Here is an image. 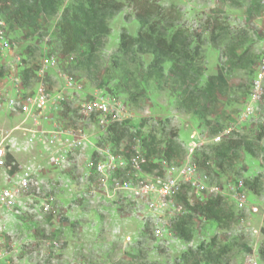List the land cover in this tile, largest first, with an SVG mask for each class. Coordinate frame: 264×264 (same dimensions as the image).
Listing matches in <instances>:
<instances>
[{"label": "rangeland", "instance_id": "obj_1", "mask_svg": "<svg viewBox=\"0 0 264 264\" xmlns=\"http://www.w3.org/2000/svg\"><path fill=\"white\" fill-rule=\"evenodd\" d=\"M69 1L61 4L58 15L43 16L36 27H10L0 14L7 25L5 40L0 41V84L13 67L22 71L27 66L36 67L46 53L56 55L60 67L46 80L56 98L52 108L27 116L0 103V139L7 137L5 144L10 140L15 144L11 159L15 166L10 173L0 168V190L18 186L22 177L32 180L16 204L0 203V239L13 243L22 264H264V254L260 253L264 242V137L256 138L264 120V99L254 114L241 118L264 50V0H152L180 12L179 23L202 39L199 86L210 75H218L226 85L217 106L207 114L209 123L204 120L202 106L192 111L178 107L179 91L168 73L169 63L163 77L151 78L149 56L139 59L119 51L122 33L134 36L140 28L134 0H117L124 7L108 19L110 33L95 54L82 46L62 56L54 30ZM213 17L230 26L228 39L212 41L207 20ZM233 49L240 58L232 57ZM64 72L72 74L82 89H66L60 75ZM5 85L13 89L11 83ZM92 99L106 100L117 110L111 107L107 114H88L84 104ZM112 122L126 126L133 134L124 139L120 150H132L136 145L148 150L147 142L155 135L153 160L165 159L172 139L178 145L173 156L179 159L186 157L188 146L198 144L199 180L218 189L210 197L222 196L228 220L221 224L192 209L206 201L197 199L207 192L204 188L198 197L193 193L183 215L159 217L131 196L106 194L92 184L87 164L97 156L98 147H113L109 137ZM56 128H71L87 137L82 149L65 150L61 166L49 162L47 134H37L30 143L23 134L28 129ZM220 134L222 140L244 137L257 154L238 150L223 159L214 152L212 141ZM257 177L262 186L258 194L247 185V180ZM235 180L244 181L248 205L257 206V212L249 207L240 209L230 199L229 184ZM45 202L49 210L44 209ZM180 219L188 220L192 232L189 241L175 230ZM198 251L212 253L207 256L209 262L205 256H196Z\"/></svg>", "mask_w": 264, "mask_h": 264}, {"label": "trees", "instance_id": "obj_2", "mask_svg": "<svg viewBox=\"0 0 264 264\" xmlns=\"http://www.w3.org/2000/svg\"><path fill=\"white\" fill-rule=\"evenodd\" d=\"M64 1L0 0V14L6 17L7 24L10 27H36L43 16L53 17L58 15L61 4ZM123 7L124 4L117 0L69 1L61 12L54 30L60 39L62 56L71 55L82 46H85L91 55L95 54L105 43V39L110 33V27L107 23L108 19L123 9ZM134 11L140 23V28L134 36L127 32L122 33L119 51L124 56H133L139 59L143 58V56H149L151 60L147 69L151 78L163 77L165 65L169 63L168 73L173 85L179 91L178 107L192 111L202 106V112L206 110L203 115L204 120L209 123L207 114L211 113L217 106L219 96L224 92L226 85L218 75H210L206 83L203 86H199L203 73V42L200 36L195 37L179 23L182 19L180 12H176L173 8L167 9L157 2H152V0H134ZM207 22L209 27H211L213 42L220 39H228L230 34V26L228 24L217 17L208 18ZM236 49L231 51V55L233 58H240L241 56L236 54ZM262 56L263 52L259 55V62ZM33 68L27 66L23 70L26 86L31 85L32 81H34L32 80L35 73ZM255 70L257 71V68ZM258 130L256 138L261 140L264 137V120L261 121ZM109 131L110 142L117 151L120 150V144L124 139L133 135L130 134L129 128L120 125L118 122H112L109 126ZM243 138L242 136L224 138L217 144L215 143L214 152L223 159L228 158L230 153H235L238 150H244L256 155L257 152L254 146ZM155 139L156 136L153 135L152 140L147 142L149 148L146 150V156L149 159L154 156L152 153L156 152V148L153 146ZM176 147H178L176 142L173 139L170 140L165 154V159L168 162L180 160L173 156ZM123 151L127 155L132 152L131 149H123ZM195 158L197 159V154H195ZM154 160L151 159L148 169L152 170L158 167ZM198 163L200 164V161ZM247 185L257 194L262 191L258 177L253 181L247 180ZM222 199V196L216 195L209 197L205 202L191 207L202 213L207 219L222 224L228 220ZM175 230L185 240L189 241L192 239L188 220L180 219L175 225ZM222 252L220 251L217 257H220L219 255ZM260 253L264 254V242L260 248ZM208 254L213 255L210 252L198 251L196 256H205V259L209 262V258L207 259ZM183 259H186V254Z\"/></svg>", "mask_w": 264, "mask_h": 264}, {"label": "built area", "instance_id": "obj_3", "mask_svg": "<svg viewBox=\"0 0 264 264\" xmlns=\"http://www.w3.org/2000/svg\"><path fill=\"white\" fill-rule=\"evenodd\" d=\"M7 25L0 19V41L5 40ZM59 59L56 55L48 54L41 56L34 67V78L37 84L26 86L25 75L17 67L6 75L4 83L0 84V103L6 104L10 109L26 113L27 116L36 111H43L52 108L56 104L51 88L47 84V77L53 70H60ZM63 77L66 89H82V84L77 83V79L69 72L60 73ZM11 83V86L5 84ZM5 85V86H4ZM11 90H16L11 94ZM7 91H9L7 93ZM264 99V50L261 61L257 66L255 78L253 79L251 98L246 103V107L241 118L254 114L257 104H261ZM88 114L110 113L112 109L110 102L106 100L92 99L84 104ZM117 110V109H116ZM32 142L37 134H47L49 145V162L54 166H61L63 160L61 155L69 151H78L84 146L86 135L69 129H53L52 131L28 129L23 132ZM7 137L0 139V168L6 172L14 169L12 154L15 144H5ZM222 140V134L213 137V142ZM202 143V142H200ZM191 144L187 148L186 157L177 161L168 162L164 158L154 160L158 167L150 170L148 166L151 159L146 156V150L138 145L132 148L130 155L123 150L117 151L112 146L98 147V153L88 164V177L92 184L108 193H120L131 196L139 203H144L146 208L157 216H181L188 210L187 202L193 201V193H200L203 188L207 191L202 194L200 201L208 199L215 192L216 187L208 188L201 184L199 180L200 166L195 158L196 146ZM64 165V164H63ZM28 176V175H27ZM30 179V178H29ZM22 177L18 186H8L0 190V203L6 206L16 204L23 188L29 189L30 180ZM32 181V180H31ZM39 183L36 182V186ZM230 199L236 203L240 209L249 207L252 212H257L255 205H248L247 188L244 181L235 180L230 183ZM187 192V193H186ZM210 193V194H209ZM215 195V194H214ZM188 196V197H186ZM186 197V198H184ZM193 203V202H192ZM45 210H49V204H43ZM159 221V220H158ZM14 245L9 240L0 239V264H22L21 259L14 253Z\"/></svg>", "mask_w": 264, "mask_h": 264}]
</instances>
